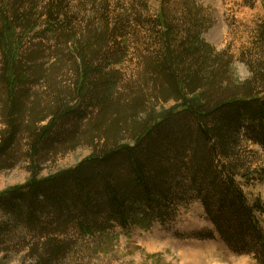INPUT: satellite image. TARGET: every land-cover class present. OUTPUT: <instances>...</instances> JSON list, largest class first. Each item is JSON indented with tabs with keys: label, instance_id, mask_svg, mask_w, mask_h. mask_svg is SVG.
I'll use <instances>...</instances> for the list:
<instances>
[{
	"label": "rangeland",
	"instance_id": "1",
	"mask_svg": "<svg viewBox=\"0 0 264 264\" xmlns=\"http://www.w3.org/2000/svg\"><path fill=\"white\" fill-rule=\"evenodd\" d=\"M45 2L0 0V30L5 16L15 21L18 27L15 47L19 54L15 63L9 64L0 39V144L16 120L22 119L15 137L0 156V193L31 179L50 177L75 167L98 153L106 143L111 147L117 141L132 142L135 123L138 125L152 116L151 124L177 105L173 99L163 102L156 97L160 94L159 81L152 66L167 60V52H171L162 48V40L151 37L148 30L147 23L152 21L151 16L160 4L178 29L172 39L173 57L189 48L199 34L212 50L202 44L198 54L208 60V66H230L237 82L251 75L248 66L264 64V0H150L149 10L145 8L146 0H67L65 22H70L71 31L61 35L48 29L47 15L42 9ZM133 8L136 13L131 12ZM123 13L129 18L119 19ZM107 18L110 31L106 28ZM137 18L141 19L140 24L136 23ZM115 21L116 31L112 29ZM185 33L189 35L187 38ZM68 37L72 38L67 41ZM97 39L103 41L102 48L91 47V52L97 51L95 56H89L96 72L88 80L86 91L107 85L108 106H91L79 97L83 79L78 66L81 60L75 58V50L80 42ZM190 53L179 59L181 62L185 59L186 69L198 66L187 59ZM3 66H17L19 76L26 77L15 89L22 110L11 116L7 113L10 101ZM74 107L85 113L75 133L68 134L71 128L62 119L66 114L60 117V113ZM58 115L51 135L40 142L35 153L34 135L29 128L36 126L41 134L42 128ZM102 117L106 118L102 126L109 132V142L104 136L100 139L97 124ZM92 136L94 144L90 141ZM237 150L245 174L237 176L239 182L250 202L256 199L264 202V150L243 140ZM261 220L264 226V213ZM214 228L202 201L181 202L171 215L147 223L122 227L111 222L107 229L91 234L70 228L64 233L57 232L59 238L68 240L69 247L53 264H264V258L259 260L254 254L234 253ZM0 230L9 234L0 242V264L38 263L31 249L44 239H38L28 227L13 223L1 212ZM210 231L214 238L207 237Z\"/></svg>",
	"mask_w": 264,
	"mask_h": 264
},
{
	"label": "trees",
	"instance_id": "2",
	"mask_svg": "<svg viewBox=\"0 0 264 264\" xmlns=\"http://www.w3.org/2000/svg\"><path fill=\"white\" fill-rule=\"evenodd\" d=\"M66 2L46 0L42 6L48 29L59 35L71 31L70 22H65ZM145 8L149 10L150 0H146ZM135 11L133 8L131 12ZM121 16V20L128 17L125 13ZM4 18L0 39L8 62L12 64L19 55L15 47L18 27L14 20ZM151 20L147 23L150 36L159 37L161 47L172 53V39L178 29L163 4L157 7ZM106 21L110 31L109 18ZM136 23L140 24L141 19L137 18ZM191 23L196 25L197 21ZM117 28L115 21L112 29L116 31ZM185 34L187 38L189 35ZM102 42L98 39L96 42L83 41L75 50V58L81 60L78 66L83 79L79 97L91 106H108L109 102L107 85L86 91L88 80L96 72L89 56H95L97 51L91 52V47L102 48ZM200 45L212 50L198 34L192 45L178 56L173 57L167 52V60L152 66L153 75L159 81L157 99L161 98L163 102L173 99L177 105L151 124L152 116L139 121L138 125L135 123L132 142L122 144L117 141L111 147L106 143L98 153L75 167L50 177L31 179L0 193V212L13 223L28 227L38 239H44L31 249L37 264H53L67 251L68 240L59 238L57 232L64 233L70 228L91 234L107 229L111 222L122 227L147 223L171 215L181 202L196 199L202 201L207 219L228 248L236 254H254L259 260L264 258L261 220L264 202L260 199L250 202L237 178L245 175L242 172L244 162L237 150L241 141H249L264 150V64L248 66L251 75L237 82L230 66H208V60L198 54L201 53ZM189 52L187 59L198 66L186 69L185 59L183 62L179 59ZM2 69L10 101L7 113L11 116L22 110L20 95L15 89L26 77L19 76L17 66H3ZM84 113L76 107L60 113V117L66 114L62 119L68 123L65 126L71 128L66 133H75ZM60 117L58 115L43 127L41 134L36 126L29 128L34 135L35 153L40 142L51 135ZM105 121L102 117L97 127L100 139L105 137L109 142V132L102 126ZM21 123L22 119H17L10 134L1 140L0 156ZM90 141L95 143L93 136ZM7 235L6 230L1 231L0 242H4ZM207 237L214 238L215 235L210 231Z\"/></svg>",
	"mask_w": 264,
	"mask_h": 264
}]
</instances>
